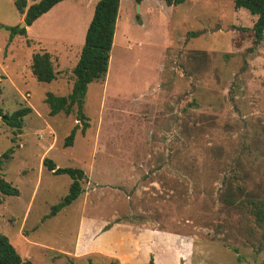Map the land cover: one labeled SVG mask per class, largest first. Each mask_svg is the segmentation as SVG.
<instances>
[{"label": "rangeland", "instance_id": "obj_1", "mask_svg": "<svg viewBox=\"0 0 264 264\" xmlns=\"http://www.w3.org/2000/svg\"><path fill=\"white\" fill-rule=\"evenodd\" d=\"M83 1H63L30 36L11 38L1 25L24 15L0 0V106L32 108L20 131L0 116V175L20 191L0 193V231L34 264H264L256 16L234 0H121L108 72L85 97L90 126L65 146L76 114L51 115L45 99L72 89L99 0ZM42 51L51 82L32 73ZM44 158L86 173L83 193L52 216L72 179Z\"/></svg>", "mask_w": 264, "mask_h": 264}, {"label": "trees", "instance_id": "obj_2", "mask_svg": "<svg viewBox=\"0 0 264 264\" xmlns=\"http://www.w3.org/2000/svg\"><path fill=\"white\" fill-rule=\"evenodd\" d=\"M63 0H39L29 4V0H14L15 7L20 14L24 15L25 26L19 24L1 26L10 31V37L16 35H28V27L50 11L56 4ZM143 0H137L141 3ZM168 5L180 4L184 0H166ZM121 0H99L96 3L93 17L88 25L85 40L80 57L73 68L74 83L67 95H57L51 91L47 92L46 102L50 106V114L65 113L76 114L79 124H76L65 138L64 145H73L76 133L80 128L85 133L90 126L89 117L84 111L85 97L89 84L93 81L102 80L106 77L109 69L111 50L114 44L115 31L119 16ZM236 9L246 8L256 20L250 28L254 32V43L258 45L264 38V0H234ZM241 29H249L242 27ZM32 73L38 81L51 82L57 78L51 54L48 51L36 52L32 57ZM3 92L0 76V95ZM32 111L29 106L16 109L7 113L0 106V116L11 127L21 130L24 119ZM4 153V156H7ZM1 162V161H0ZM44 165L55 174H68L71 179L69 192L57 204L53 205L49 216L55 215L67 205L73 203L84 191L83 181L86 173L79 167H59L51 158H44ZM0 193L6 195H17L19 189L10 181L0 175ZM107 229V228H105ZM0 264H34L30 259H23L9 237L0 231ZM88 264H101L89 261ZM106 264H119L118 259L110 260ZM148 264H154L151 256Z\"/></svg>", "mask_w": 264, "mask_h": 264}, {"label": "crops", "instance_id": "obj_3", "mask_svg": "<svg viewBox=\"0 0 264 264\" xmlns=\"http://www.w3.org/2000/svg\"><path fill=\"white\" fill-rule=\"evenodd\" d=\"M63 1H65V0H63ZM63 1L59 2V3L56 4V5H55L50 11H48L49 14H51V13L57 8L56 6L60 5ZM29 2H30V1H29ZM83 2H90V0H84ZM48 12L45 13V14H43L42 16L47 15ZM42 16H41V17H42ZM41 17H40V18H41ZM38 19H39V18H38ZM38 19H37V20H38ZM37 20H36V21H37ZM36 21H35V22H36ZM35 22H34V23H35ZM34 23H33V24H34ZM86 26H87V25H86ZM31 27H32V25L28 27V35H29V36L31 35ZM87 28H88V27H86L85 29L82 30V33H83L82 35H83V36H85L86 31H87ZM82 35H81V36H82ZM67 39H68V38H67Z\"/></svg>", "mask_w": 264, "mask_h": 264}, {"label": "water", "instance_id": "obj_4", "mask_svg": "<svg viewBox=\"0 0 264 264\" xmlns=\"http://www.w3.org/2000/svg\"><path fill=\"white\" fill-rule=\"evenodd\" d=\"M25 26V22H22L21 24H20V27H24Z\"/></svg>", "mask_w": 264, "mask_h": 264}]
</instances>
